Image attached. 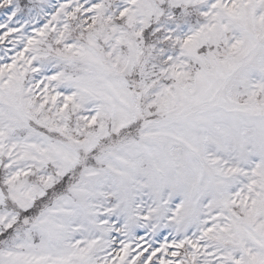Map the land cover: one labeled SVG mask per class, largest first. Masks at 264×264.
<instances>
[{
    "label": "snow or ice",
    "instance_id": "1",
    "mask_svg": "<svg viewBox=\"0 0 264 264\" xmlns=\"http://www.w3.org/2000/svg\"><path fill=\"white\" fill-rule=\"evenodd\" d=\"M0 264H264V0H0Z\"/></svg>",
    "mask_w": 264,
    "mask_h": 264
}]
</instances>
